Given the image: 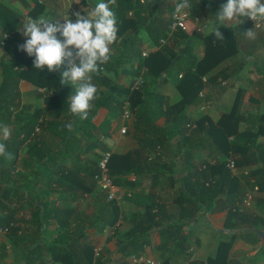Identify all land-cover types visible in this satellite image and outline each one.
I'll use <instances>...</instances> for the list:
<instances>
[{
  "label": "trees",
  "instance_id": "trees-1",
  "mask_svg": "<svg viewBox=\"0 0 264 264\" xmlns=\"http://www.w3.org/2000/svg\"><path fill=\"white\" fill-rule=\"evenodd\" d=\"M147 1L117 0L112 6L117 16L118 32L122 23L127 21L126 13L130 10L133 15L128 19L136 22L138 31L137 35L133 33L130 36L131 40L138 37L141 28L148 25L151 34L155 35V43L160 45L159 50L142 56L136 44H131L134 47L131 57H142L134 74L136 80L142 77L143 82L135 88L133 83L125 86L113 80L102 70L94 73L92 79L98 88V98L92 102L87 120L81 121L70 111L69 89L66 84L60 83L63 66L60 70L49 72L46 67L43 70L34 68V57H28L31 60L26 61L23 68L24 64L11 55L2 61L0 110L7 117L1 119L0 124L10 123L11 107L17 100V86L21 79L48 89L44 97L46 106L37 108L24 122H20L7 140V150L13 154V159L0 157V229L6 228L5 233L10 239L22 236L29 227L39 230L35 235H38L41 244L32 245L25 251L24 264H35L37 259L33 254L43 251L61 264H110L114 254L127 258L132 264L130 257L133 255L152 257L146 254L145 248L155 231L160 237L161 248L175 241L178 251H189L191 241L196 239L193 226L200 217L205 216V212L227 211L225 228L248 227L244 233L253 234L257 239V233L251 228L264 230V214L242 207L248 192L241 179L243 176L250 180L253 189L258 187L257 191L262 194L258 197V203L264 208V114L250 113L246 118L240 113V102L245 96L243 89L239 90L231 110L223 112L217 122L209 121L206 124V119L201 118L194 128L185 113V106L198 96L207 80L220 78L222 82L223 79L234 77L249 59L242 56L238 39L226 33L230 28L225 25L220 28L224 40H218L214 34L206 36V56L201 60L191 54V43L187 40L189 36L182 29L174 32V36L184 39L183 45L177 50L170 47L168 40L161 45L160 39L168 38L171 24L162 28L158 26L157 19L142 16ZM190 3L191 14H197L193 8L194 2L190 0ZM183 46L185 50L181 54ZM234 57L237 66L234 72L223 68L207 76V72ZM112 58L102 65L108 72L118 66L119 61L112 62ZM176 67L184 73L177 82L183 98L179 103L169 105L161 93L160 85ZM101 85L105 88L100 89ZM184 88H188L186 92ZM127 100L132 113L136 114L133 137L140 150L125 154L112 153L108 162L109 174L117 185L127 180L128 175L134 174L137 180L130 182L134 188L146 176L157 183L161 174L169 173L166 179H172L174 185L175 177L180 175L181 188L174 198L175 212L172 214L165 215L168 212L166 205L157 200L148 203L141 211L127 213L122 205L133 197L130 190L124 191L119 201L108 200L103 193L96 194L99 162L105 152L110 151L104 139L113 129L111 118L122 113ZM102 111L105 115L101 120ZM160 117L166 118L165 126L158 125ZM243 121L247 124L244 130L240 129ZM68 123L73 124L71 132L65 127ZM195 133H203L209 142L205 147L206 157L200 161H197L194 146L191 145ZM23 146L27 148L26 156L21 157ZM229 158L234 159L237 172L240 173L236 174L228 167ZM19 161V166L24 169H18ZM154 167L161 168L160 172ZM145 169H154V174L146 173ZM21 177L24 182L30 179L24 185L25 189H30V194L41 183L43 189L38 192V196L48 198L55 192L58 193V199L64 202L62 205L51 199L42 201L35 197V209L27 221L32 226L25 229L21 226V218L17 216L19 207L14 200L20 192V186L15 182L21 181ZM86 195L94 198L104 196L105 199L95 214L82 218L76 215L77 207L73 201H79ZM203 210L205 212L201 214ZM121 219L129 220L131 227L117 238ZM50 227H55L56 237L51 238L52 241L46 237ZM88 229L101 234L111 230L107 242L116 239V250L112 252L106 245L96 255L97 245ZM42 235L44 238H41ZM236 236L222 234L227 240L220 241L216 253L207 262L192 259L186 264H228ZM4 246L0 245V260L5 255ZM161 262L166 264V261ZM40 264L48 262L41 260Z\"/></svg>",
  "mask_w": 264,
  "mask_h": 264
},
{
  "label": "crops",
  "instance_id": "crops-1",
  "mask_svg": "<svg viewBox=\"0 0 264 264\" xmlns=\"http://www.w3.org/2000/svg\"><path fill=\"white\" fill-rule=\"evenodd\" d=\"M191 1L194 2V5L196 6H193V8L197 10V14H191L192 18L188 21L187 28L184 29V31H186L189 36L187 40L191 43V54L201 60L206 56V36H210L212 34L209 32L210 22L215 21V15L220 11L221 5L225 4L227 0ZM98 2L99 0H0V85L2 83V61L4 58L11 55L15 60L24 64L22 65V68L23 66H26V61L31 60L28 59L29 56L26 52L20 50L19 48V46L26 40V37L23 35L24 22L30 18H37L41 14L47 15L50 19L59 20L61 23L63 22V19L66 18H72L75 20V17L73 16L74 12L80 11L82 14H87L92 11L95 4ZM172 11L173 4L169 0H148L146 10H144L142 16L148 17V19H157L159 22L158 26L163 28V26L166 27L168 24H171ZM132 15L133 14L130 10L126 13L127 21L122 23L121 30L117 34V40L113 43V45H111V58L113 57L112 62L117 60L119 61L117 68L108 72L101 65V70L103 72L107 73L113 80H116L125 86H129L132 83L134 84L136 80V74H134L135 69L142 59V57L139 56L131 57V55H133L132 48H134L131 44H136L137 49L142 52V56L143 52L146 50H149L151 53L159 50L160 48V45L155 43V35L151 34L152 32L148 25H146L147 27L141 28L138 37L131 40L130 36L133 33L136 35L138 33L136 30V22L128 19L132 17ZM195 17L199 18V23L196 22ZM239 20L242 22H239ZM199 24L203 26L202 30H198ZM225 26L230 28V33H226H228V35L232 34L238 39L240 47L243 51L242 56L249 59V61L236 76L234 75V77H230L227 80L223 79L224 81L222 82L220 78L217 80H207L201 90L204 92V96H201L199 93L197 97L185 106L186 116L190 119L191 126L194 128L198 126V120L201 118L206 119V124H208L209 121L217 122L223 112L231 110L240 89H243L245 93L243 100L240 102V113L244 114L246 118H248L250 113L258 112L264 114V28H255L248 17H240L238 19L226 21ZM251 28H253L256 32L255 39H249L245 35V31ZM174 32L175 31H172L170 27L169 35L166 41L168 40L170 42V47L173 50H177L179 46L183 45L184 39L174 36ZM162 39L164 38H161L160 42ZM127 44L129 45L127 46ZM182 49L185 50V47L183 46L181 50ZM240 55H238L239 58ZM235 60L236 58L234 57L222 62L219 66L207 72V76L210 77L215 72H218L223 68H227L228 72H234L237 68L234 63ZM183 74L184 73L176 67L173 69L172 73L167 76V80L160 85L161 93L164 95L166 102L169 105H175L183 98V95L177 85L178 80L181 76H183ZM92 82L94 83L93 79ZM66 87L69 89L70 97L74 94L75 89L71 84H66ZM104 88V86H100V89ZM184 89L186 92L188 88ZM46 92H48L47 88L36 86L34 83L26 79H21L17 86L18 97L14 106L11 107L13 112H10L9 116L10 123L8 126L11 129L10 137H12L13 130L19 126L20 122H24L26 117L32 114L37 108L46 106L44 101V97L47 94ZM68 100L70 102V99ZM205 102H209L211 105L208 109L209 111L207 109H201V106ZM103 115H105V112L102 111L99 119L102 120ZM6 117L7 114L0 110V120L5 119ZM111 121L113 129L110 135L105 139L102 137L108 150L112 153L119 154L140 150L136 139L133 137L136 131L137 122L135 112H133L132 117L128 120L122 119L120 114L117 117H112ZM157 123L160 126H165L166 118L160 117L157 120ZM123 125L128 126V131L125 135L120 134V128ZM246 126V121H243L240 129L244 130ZM249 126H251L250 123ZM230 138H233V136ZM262 138L264 139V135ZM207 139V136L203 133H195L192 135L193 141L191 142V145L194 146V153L197 161L206 157L207 152L205 147L209 143ZM26 150V146H23L20 151L21 157L26 156ZM19 165L20 161L17 163L18 169L22 167ZM24 168L25 167L21 169ZM154 168L157 169L158 172L161 170V168L158 167ZM29 170L30 169H26V171ZM152 170L154 169L149 171L145 169L144 171L153 175L154 172ZM234 172L237 174L239 171L237 172V169L235 168ZM168 175L170 174H161L157 183H154L153 180L147 176L143 177L140 179V183L136 184V188H134L130 182L135 179L137 180V177L134 174L128 175L127 180H122L121 184L117 185L120 191L124 192L126 190H130L133 192V197L125 201L123 203L124 205H122L124 211L127 213L138 212L143 210L151 201L157 200L158 202L166 205L168 212L165 215L174 213V198L177 196L181 188V182L179 181L180 175L175 177L174 185L172 184V179H166ZM20 179L21 181L15 182L17 186H20V192L14 200L17 207H19L17 216L22 220V228H27L31 225L27 223V221L29 222V218L35 209V204L33 203L35 197L36 199L39 198L42 201L51 199L56 201V203H60L62 205L64 204V202L58 199V193L55 192L54 194H50L48 198H44L42 195L38 196V192L43 189L41 183H38L33 189L34 191H31L30 194V189L24 188V185L30 182V179L27 182H24L22 177ZM241 179L242 185L246 188V191L253 195V202L251 201L249 203V205L251 204L249 208H251L253 212L264 214V208L260 207L257 203L258 197L262 195L259 191H257V186L253 189L251 187L250 180H247L243 176ZM85 199L88 200L86 202H89L90 204L95 203L97 207L94 208L90 214L87 213L84 208L79 206L81 204L80 201H84ZM100 200L101 197L91 198L89 195H86L79 201H73V205L77 207L76 215L78 214L82 218L86 216L91 217L95 214L94 212H96V209L98 210L101 206V202L103 200ZM204 212L205 210H203L201 214ZM204 215L205 216L200 217L199 220L197 219L198 221H196L193 226L196 239L191 241L189 251H178L175 241H171L167 247L161 248L159 246L160 237L155 231L151 235L150 244L145 248L146 254H150L157 260H161L163 262L166 261V264H186L190 258L196 259L199 262H207V259L216 253L220 241L227 240V238L222 237V234L225 233L218 231L209 223V220H211L214 225L225 228L224 224L227 218V211L210 213L205 212ZM118 226L119 236L117 235V238H120V236L131 227V223L127 219H121L118 222ZM54 229L55 227H50L48 229V234L46 235L48 241H52L51 238L56 237ZM190 229H192V227L185 230V233H187ZM32 231H34V233H32ZM88 232L93 238H95L94 233L98 235L101 234L92 229H88ZM38 233L39 230L36 227H29L22 236L14 238L11 237L12 239H10L7 233L0 231V245L5 244V255L0 260V264H24L26 260L24 258L25 251L32 248V245H36L37 243L41 244V240L37 237L38 235H35ZM236 234L237 236L233 240V248L228 264H264V258L260 257L262 250H264V244L260 238L257 239L253 234L244 233V231ZM108 235L109 233L107 231L106 236H100L98 240L96 238V241H98L97 246L104 247L107 245V247L114 252L117 248L116 239H112L107 242ZM41 238H44L43 235ZM191 249H193L192 252L190 251ZM33 256L37 259L35 264H40L41 260L48 262V264H61L57 263V261L45 251L37 252L36 254H33ZM119 263L130 264L127 261V258L124 259L121 255L114 254L110 264Z\"/></svg>",
  "mask_w": 264,
  "mask_h": 264
},
{
  "label": "clouds",
  "instance_id": "clouds-1",
  "mask_svg": "<svg viewBox=\"0 0 264 264\" xmlns=\"http://www.w3.org/2000/svg\"><path fill=\"white\" fill-rule=\"evenodd\" d=\"M116 0H99L92 11L82 14L73 13L72 18L59 20L48 18L41 14L30 18L23 25L25 42L19 46L29 57H34L33 67L49 72L64 70L60 73L61 84H71L75 89L70 99V111L81 121L87 120L93 101L98 98V88L92 82V74L101 70L112 56V48L117 40L118 21L112 5ZM192 7L190 0H179L175 5V14H181ZM248 17L255 21H264V0H227L221 5L215 15V21L210 22L209 32L218 40L225 37L220 30L226 21ZM239 22H242L239 20ZM249 39L256 38L253 28L245 31ZM68 131L73 130V124L65 125ZM11 129L6 124H0V157L13 159V154L7 150V140Z\"/></svg>",
  "mask_w": 264,
  "mask_h": 264
},
{
  "label": "built area",
  "instance_id": "built-area-1",
  "mask_svg": "<svg viewBox=\"0 0 264 264\" xmlns=\"http://www.w3.org/2000/svg\"><path fill=\"white\" fill-rule=\"evenodd\" d=\"M172 4H173V11H172V23H171V30L172 31H177L178 29H186L187 28V24L188 21L192 18L191 12L186 9L184 10L183 13L181 14H175V5L176 3L179 2V0H169ZM196 22L199 23V18L195 17ZM249 20L252 22L253 26L257 29L260 28H264V21H257L255 23V21H253L252 19L249 18ZM203 26L202 25H198V30H202ZM166 39H162L161 40V45H164L166 43ZM149 51H144L143 52V56H148L149 55ZM147 68L145 67L144 70H146ZM143 82L142 77L138 78L137 80H135L134 83V87L136 88V86H139L141 83ZM201 96H204V92H200ZM210 107V103L209 102H205L203 104V106L201 107L202 110H206ZM133 115L132 110L130 108V103L129 101H125V103L123 104V111L121 113V117L124 120H128L129 118H131ZM128 131V126L127 125H123L120 128V134L121 135H125ZM112 152L111 151H107L105 152L104 156L101 158L100 162H99V173L96 175V181H97V186H98V190L96 191V194H105L108 200H121L123 197V192L120 191V189L118 188L117 184L114 182L113 178L110 176L109 174V167H108V162L109 159L111 157ZM228 167L232 168V170L234 171L236 166H235V161L234 159L229 160L228 162ZM258 188V187H257ZM253 195L252 194H247L244 201H243V206H246L250 203V201L252 200ZM1 232H6L7 229H0ZM102 247L98 246L96 247L95 251H96V255H99L100 251H101ZM190 251H193V249H191ZM193 258H190V260H192ZM130 261L132 264H162V262L160 260H157L153 257L150 256H146V255H140V256H131L130 257Z\"/></svg>",
  "mask_w": 264,
  "mask_h": 264
},
{
  "label": "rangeland",
  "instance_id": "rangeland-1",
  "mask_svg": "<svg viewBox=\"0 0 264 264\" xmlns=\"http://www.w3.org/2000/svg\"><path fill=\"white\" fill-rule=\"evenodd\" d=\"M147 51H149V50H147ZM236 96H237V95H236ZM236 99H237V97H236ZM235 102H236V100H235ZM235 102H234V103H235ZM202 106H203V105H202ZM202 106H201V107H202ZM210 106H211V105H210ZM208 109H209V108H208ZM208 109H207V110H208ZM208 111H209V110H208ZM206 118H207V117H206ZM207 120H208V118H207ZM229 160H231V159H229ZM229 160H228V162H229ZM122 192H123V191H122ZM90 197L92 198L93 196H90ZM100 197H101V200H100V201H102V200L105 199L104 196H100ZM95 198H98V197H95ZM92 200H93V199H92ZM252 200H253V198H252ZM252 200H251V201H252ZM256 200H257V199H256ZM86 201H88V200H86V199H85L84 201L81 200V201H80L81 204H80L79 206H81V208H84V209L87 211V213L90 214V213H92V211L94 210V208H97V207H96L95 203H94V204H90L89 202H86ZM251 201H250V202H251ZM94 202H95V201H94ZM252 202H253V201H252ZM255 202H256V201H255ZM257 203H258V201H257ZM258 204H259V203H258ZM250 206H251V204H250V205L248 204V205L244 206L243 208H244V209H248L249 211H252L251 208H249ZM259 206H260V205H259ZM81 210H82V209H81ZM96 212H97V209H96ZM96 212H94V213H96ZM110 231H111V230H110ZM110 231H108V233H110ZM94 235H95V236H94V237H95V238H94V239H95V240H94V243H95V245H97V242H98V241H96V238H97V240H98L100 236H102V237H103V236H106V232H104V233H102V234H99V235L94 233ZM96 247H98V246H96ZM260 257L264 258V250H262V253L260 254Z\"/></svg>",
  "mask_w": 264,
  "mask_h": 264
},
{
  "label": "water",
  "instance_id": "water-1",
  "mask_svg": "<svg viewBox=\"0 0 264 264\" xmlns=\"http://www.w3.org/2000/svg\"><path fill=\"white\" fill-rule=\"evenodd\" d=\"M183 52H184V49L181 50V53H183ZM209 223L211 225H213L218 231H220L221 233H225L227 235H234V234H236L238 232L246 231L247 229H249L248 227H243V228H223V227H218V226L214 225L211 220H209ZM251 229L254 230L257 233L258 237L260 238V240L264 244V230L257 229V228H251Z\"/></svg>",
  "mask_w": 264,
  "mask_h": 264
}]
</instances>
